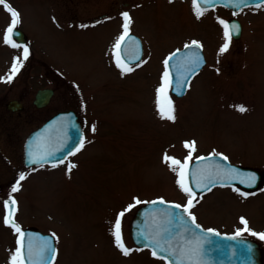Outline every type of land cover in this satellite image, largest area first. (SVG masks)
<instances>
[{"label":"rangeland","instance_id":"374dc122","mask_svg":"<svg viewBox=\"0 0 264 264\" xmlns=\"http://www.w3.org/2000/svg\"><path fill=\"white\" fill-rule=\"evenodd\" d=\"M6 2L21 14L19 26L31 53L14 79L4 82L23 48L3 42L10 15L0 6V264H10L17 248V234L4 224L9 195L17 201L15 222L21 229L32 227L55 237V264H168L148 248H133L129 225L138 205L126 211L136 199L187 204L189 197L164 162L165 154L183 162L189 155L185 142L194 141L192 160L215 152L264 176V7L235 14L218 7L198 19L188 0ZM125 12L146 58L122 74L113 45L122 34ZM101 15L109 21L98 28L76 25ZM231 16L242 22L243 33L221 54L225 39L219 20L227 22ZM190 41L201 44L208 65L183 98H175L169 89L175 121L162 119L156 103L162 59ZM104 81L109 82L110 118L96 122L86 150L74 159L77 169L26 168L25 138L42 122V112L33 104L37 90L55 86L53 106L73 104L82 87L102 88ZM105 96L101 89L102 103ZM12 99L24 103L21 112L7 109ZM240 105L247 111H237ZM18 181L20 190L13 193ZM193 204L197 223L223 234L242 231L241 218L246 219L249 232L243 235L256 239L264 253V240L250 234L264 233V181L250 192L215 187L195 196ZM120 212L125 213L122 218ZM118 218L123 219L124 244L133 250L128 256L115 246L112 235Z\"/></svg>","mask_w":264,"mask_h":264},{"label":"water","instance_id":"95a60500","mask_svg":"<svg viewBox=\"0 0 264 264\" xmlns=\"http://www.w3.org/2000/svg\"><path fill=\"white\" fill-rule=\"evenodd\" d=\"M261 3H264V0H247L245 4L236 8L227 4L226 0H216L215 4L202 5V7L211 8L221 5L237 11L243 7ZM228 23L230 25L235 24L239 26V34L233 35L234 38L238 39L242 31L241 23L237 19H231ZM14 32V38L18 42L26 44L27 40L23 31L15 29ZM130 37L131 39L121 45V58L126 63L137 62L143 54L141 40L133 34H130ZM133 41L136 43H133ZM175 54L173 59L169 61L167 69L173 80V89L176 88L180 82H184L188 86L193 75L205 65L201 47H184L176 51ZM197 57L200 58V64L195 68L189 80L183 81V76L188 75V73L192 71L191 62ZM173 89V93L181 97L186 93L187 87L181 89L179 93ZM52 95V89H41L36 93L34 102L38 107L45 106L48 104ZM21 108L22 104L17 100H12L8 103V109L12 111H17ZM79 132V125L70 112L56 114L27 137L24 144V164L26 166L38 165L28 163L29 151L37 158L41 156L47 157V162L42 163L56 164L63 161L78 145L80 137ZM210 156L212 155L205 157L207 158ZM198 172L202 179L211 176L215 182L208 183L205 180V183L208 184L207 187H203V184L197 187L195 181ZM226 172L229 173V175L225 176L224 173ZM189 173L190 186L197 193L205 192L209 190V188L211 189L217 185L226 184H238L246 189H256L263 178L262 174L257 169L232 164L228 159L221 160L218 157L204 160L196 159L191 163ZM253 175L256 177L254 186H248V177ZM201 188H203V190H201ZM10 199L12 198H8L7 201ZM168 205H170V203L160 205L149 202L138 210L131 228L133 241L137 245L147 246L153 250L156 246L150 245L148 241L159 239L165 248H169L170 251L177 253V255L171 256L168 252H160L159 249L156 248L158 255L165 257L168 263L171 261V264H177L179 253L184 248L194 246L197 241L203 244V264H262V251L257 242L243 237L230 240L225 237L231 236L220 233L219 236H212L209 230L201 226L200 229H196L188 220L187 214H184L182 210L169 208ZM24 233L26 257L29 243L32 245L34 260L35 253L45 247V242H49L52 248L55 249L53 236L34 229H25ZM249 245L251 246V251L248 250ZM55 256L48 257L47 259L51 260L53 263ZM27 264H33V262L27 261ZM36 264H41V262L36 261Z\"/></svg>","mask_w":264,"mask_h":264},{"label":"snow or ice","instance_id":"6c2138e0","mask_svg":"<svg viewBox=\"0 0 264 264\" xmlns=\"http://www.w3.org/2000/svg\"><path fill=\"white\" fill-rule=\"evenodd\" d=\"M172 2V0H170ZM247 0H226L227 4L232 5L233 7L239 8L242 4H245ZM216 0H193V8L195 10V15L199 19L202 17L207 11V8L202 7V5H210L215 4ZM0 6H3V8L9 13L10 15V25L5 29V34L3 36V42L12 47V48H20L22 47L20 44L15 42L14 30L17 28V26L21 23V14L15 10L9 3L6 2V0H0ZM255 7L260 8L264 7V5L257 4ZM235 14V13H234ZM123 18V25H122V34L118 37L115 44L113 45L114 48V57L116 66L120 68L122 74L130 73L133 69L128 67L126 63L121 59V45L124 44L127 40L131 39L130 37V25L132 23V19L129 15V13L125 12L122 13ZM219 23L223 27V36L225 39V43L220 48V53L223 54L228 51L229 45L231 43V40L233 38V35L239 34V26L225 22L224 20H219ZM82 27H87L86 25ZM133 43H136L133 41ZM187 48H200L201 45L195 41L192 42L191 45H186ZM176 54L169 56L165 61V72L162 76V84L161 87L157 89V111L162 119H166L169 121H175V115H174V107L172 100L169 98V89L173 88V80L171 78L170 72L167 70L169 61L173 59V57ZM29 56V49L27 47L23 48L22 56L16 57L14 59L13 65L10 69V74L7 76L4 82H11L12 79H14L15 75L20 71V69L23 67V61L27 60ZM200 58L197 57L195 60H193L192 63V71L188 73V75L183 76V81H188L189 77L193 74L195 71V68L200 64ZM187 85L184 82H180L176 88L173 90L179 91L181 89L186 88ZM237 111L244 113L247 111V108L243 105H240L237 107ZM95 127H92V131L95 132ZM85 140L83 137H81L78 145L75 147V149L72 150L70 153L71 155H75L77 152L82 150L84 147ZM184 147L189 150V155L185 158L183 162L180 160L169 157L167 154L164 156V162L169 164V167L173 172L177 175V183L179 188L189 197L187 204L185 206H181L179 204H170L168 205L169 208L172 209H180L184 214H187V218L190 221L192 225L195 226L196 229H200V225L196 223V217L191 214L190 209L194 206L193 200L195 199V192L192 190V187L189 183V161L192 160V153L196 150L195 142H185ZM29 155V164H41L42 162H47V157L41 156L37 158L31 151L28 153ZM51 155V154H50ZM212 157H218L221 160H227L228 158L226 156H222L218 153L213 152L212 156L210 157H199L200 160L204 159H211ZM55 166V165H53ZM76 167L74 164H70L68 167V171L71 172V169ZM225 176L229 175V173H224ZM25 175L21 174L19 177V181H23L25 179ZM256 177L249 176V185L248 186H254V181ZM205 180L208 183H214L215 180L209 176L205 178H201L199 172L197 173V179H196V185L197 187H200L201 184H203V187H207L208 184L205 183ZM19 181L17 184L12 188V192L15 193L20 190V183ZM223 186V185H222ZM203 190V188H201ZM210 190V188H209ZM241 196H245V193H240ZM141 203H147L142 202L138 199L134 200L133 204H130L126 211H131L133 207H136L137 205H140ZM153 204H160L164 205L166 202L161 199L158 201H152ZM5 217H4V224L5 226L12 228L13 231L17 234V248L15 252L11 255L10 264H27V261H32L33 264H36V261L41 262V264H52V261L47 259L48 257H54L55 256V249L52 248L51 244L49 242H45V247L42 248L39 252L35 253V260L33 259L34 253L32 249V245L29 243L27 246V257L25 256V233L24 231L19 227V225L15 222V214L17 211V201L15 199H10L9 201L5 202ZM124 212H121L119 214V217L122 218L124 216ZM120 218L117 219L116 223L114 224L112 235L114 237L115 246L121 251V253L124 256H128L131 254V251L129 248H127L124 244L122 232H121V221ZM241 224L244 226L243 230H238L235 234V236L231 237H225L226 239L235 240L237 237H241L244 232H249L248 228V222L246 219L241 218ZM212 236H219L218 232H214L212 230H209ZM252 236H258L260 240H264V233H256L251 232ZM210 242V241H208ZM148 243L150 245H155L156 248L159 249L160 252H168L169 255L175 256L177 253L170 251L169 248H165L159 239H152L149 240ZM156 248H153L152 255L154 257H157L159 259H165V257H160L158 255V252L156 251ZM248 250L251 251V246H248ZM202 254H203V244L200 241H197L196 244L189 248H184L179 253V260L177 261V264H203L202 261ZM169 264H171V261H169Z\"/></svg>","mask_w":264,"mask_h":264},{"label":"flooded vegetation","instance_id":"af4514ba","mask_svg":"<svg viewBox=\"0 0 264 264\" xmlns=\"http://www.w3.org/2000/svg\"><path fill=\"white\" fill-rule=\"evenodd\" d=\"M108 21L109 20L107 19V17L105 15H101L96 19H92V20L88 21L87 23H78L76 25H87L90 28L92 27L91 29H94V28H98V27H96L97 25H105L106 22H108ZM72 25H73V23H72ZM29 53H30V50H29ZM170 54H171V52H170ZM170 54H168L167 56H165L162 59V70L160 73L161 77L163 76V73L165 72L164 61L166 60V58ZM145 58H146V56L144 55L143 58L137 64L128 65V67L134 68V66H138V64H141V62ZM108 84H109V82L104 81L102 88H101V86L98 87V85H96V86L86 85V87L81 86L82 87L81 92L78 96H76L77 98L75 99V101H77V103L73 102V104H72V103H68L66 101H63V104L60 103V104L54 105V106H53V97L57 91V88L55 86H51V88L54 89V95L50 99L49 103L45 106H42V107H38V106L34 105L35 110H39L42 112V122L40 123V125L43 124L47 119H49L51 116H53L54 114H56L58 112L72 110L75 113V115L77 116L78 123L81 127V132H82V134L84 136V140H85L84 147L82 148V150L77 152L75 155H71L70 157H68V159L65 162H63V163H61L55 167L60 168V167H64V166H69L70 164H74V165H76V167H74V168L77 169V162L74 159L77 158L78 155L81 154L84 150H86L90 135L96 133V130H95V132L92 131V127L94 126L96 128V126H97L96 122L99 120L105 121L106 120L105 116L107 118H110V115H108V114H107L108 116L106 115V112L111 111V105H110L111 104V96L107 90ZM95 87H97L96 89H94L96 92L92 91V89ZM160 87H161V85H160ZM101 89L104 91V94L108 95V96H105L103 103H102V100H100ZM91 92H92V94H91ZM23 109H24V107L22 108V110ZM22 110H20V112ZM81 132H79L80 136H81ZM108 132L109 131H107V133ZM122 220H121V222H122Z\"/></svg>","mask_w":264,"mask_h":264}]
</instances>
